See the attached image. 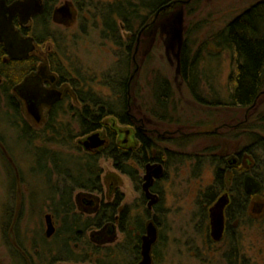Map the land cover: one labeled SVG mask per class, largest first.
Here are the masks:
<instances>
[{"label":"rangeland","instance_id":"rangeland-1","mask_svg":"<svg viewBox=\"0 0 264 264\" xmlns=\"http://www.w3.org/2000/svg\"><path fill=\"white\" fill-rule=\"evenodd\" d=\"M257 1L172 0L165 4L169 7L157 16L156 12L153 13L148 26L137 35L138 44L129 77L131 112L137 125L154 139L157 150L169 149L182 155L163 169V180L159 185L164 195L160 205L163 214L156 213L159 197L149 189L154 180L147 185L148 172L155 165L140 169L142 181L138 183L139 191L127 176L114 168L110 159L101 158L99 165L102 168L103 199L106 200L109 193L114 194L117 190L124 194L123 205H127L132 218H139L144 230L149 221L155 223V217L158 218L160 225L158 242L154 245V264H229L228 259L234 264H264V210L253 211L251 217L248 215L250 219L247 216L243 223L241 221L234 227L236 253L231 258L229 254L227 258V242H209L208 222L202 220L199 204L196 203L199 198L203 200L201 194L213 183V170L218 158L226 162L235 159V164L228 165L235 168L242 165L263 175H247L245 187L251 196L259 194L264 198L261 186L264 154L260 145L255 143L260 138L264 140V121L260 120L264 115V90L251 106L229 105L231 55L217 47L214 41L216 34L229 21ZM55 2V14L49 25V30L55 32L52 35L54 41L38 42L36 67L46 66L48 79H54L50 86L57 90L60 97L57 115L52 122L54 128L71 134L77 130V125L69 107L81 106L73 85L114 100L104 82L107 77L116 75L119 48L102 36L104 14L101 10L107 4L128 5V2L135 3L137 0ZM62 8H66L65 14L59 12ZM116 24L124 40L131 36L117 20ZM35 33L41 38V32ZM186 38L192 54L200 53L199 95L203 102L192 96L182 77L180 48ZM52 60L58 62L57 71L50 62ZM0 70L3 74L0 85V264H47L51 253L46 251L45 243L41 245L43 251L41 247L37 256L31 246L42 236L45 237L44 216L51 212L49 187L56 184L57 175L51 171L50 162L45 167V161H37V152L44 150L49 157L62 154L74 158L81 154L78 147L84 151L78 143V139L84 137H77L63 145L52 142L51 128L46 125L48 108L43 109L41 121L36 122L13 91L20 81L18 79L23 77L22 69H17L18 74L10 77L13 86L6 76V69L0 66ZM161 77L168 79L174 91L169 106L172 114L164 119L150 113V109L155 108L151 87ZM63 78L68 81H63ZM11 96L14 102H11ZM119 126L128 129L124 125ZM115 131L116 141L121 147H133L136 140L133 128L131 135ZM100 132L102 138L109 140L105 130ZM255 135H258L257 139ZM248 146L249 151H243L242 157L236 155ZM257 165L260 167L256 168ZM82 198L99 202L101 196L80 190L74 193L76 211L82 212L85 217L93 216L96 211L84 205ZM102 234L103 231L90 230L79 240L78 251L85 249L84 238L103 249L99 256L90 258V264H95L97 258H105V253L111 251L109 248H114L122 240L119 230L100 240ZM98 237L99 240H96ZM15 245L31 251L35 261L30 262L28 258L22 262V257L19 258L22 252L16 251ZM113 256L117 257L116 254ZM40 259L43 261L40 262ZM131 262L129 255L119 257V264Z\"/></svg>","mask_w":264,"mask_h":264},{"label":"trees","instance_id":"trees-1","mask_svg":"<svg viewBox=\"0 0 264 264\" xmlns=\"http://www.w3.org/2000/svg\"><path fill=\"white\" fill-rule=\"evenodd\" d=\"M171 1L137 0L135 3L128 2V5L115 2L107 4L106 7L104 6L101 10V13L104 14L102 36L111 40L119 48L115 68L116 75L107 77L104 82L110 88L114 100L103 98L91 89L83 90L81 87L73 85L81 106L69 107L72 119L77 125V130L71 134H68L69 132L64 134L63 131L54 128V124H52L57 115L56 110L59 102L51 108V114L46 125L47 128H51V141L57 143V145L67 144L77 137H82L101 129H105L109 137V144L100 153H87L82 151L80 147H78V151L81 154L74 158L62 154L49 157L44 150L37 152V161L40 163L45 161V167L46 163L50 162L51 171L57 175L56 184H51L49 187L52 195L50 210L61 223L69 225L68 228L60 231L59 238L65 241H79L91 227H100L106 222H113L118 214L116 210L119 207V194L114 199V203L110 206L108 205L106 211L103 209L94 217H84L82 214L75 212L74 209L72 196L77 190L92 193L102 192V169L99 165L101 158L110 159L114 168L128 176L139 191L138 183L140 182V177L138 168H143L148 163L162 162L164 157H166L165 154L170 152L168 150L165 151V149L157 150L154 139L146 132L140 130L135 133L136 138L140 142V146L137 149L132 150L131 148L119 146L116 141V132L112 129L111 122L114 119L119 125L133 127L136 125L132 120L133 114L129 104V77L131 76L133 56L138 44L137 35L148 26L151 15ZM116 20L125 31L131 34L126 40L122 38ZM50 33H42L41 38L36 33L34 35L38 42L43 44L47 41H54V36L52 35L55 32ZM214 41L217 47L227 50L231 55L232 69L228 77V104L243 108L253 105L264 90V0L255 2L229 21L216 34ZM1 54L3 55V53ZM200 60V53L192 54L188 38H186L180 48L179 62L182 77L187 83L192 96L199 102H203L199 95ZM54 61L50 62L56 66L54 70L57 71L59 69V66H57L58 62L57 60ZM22 64L23 62L14 61L10 62V64H5L0 61V66L6 69V76H8L7 78H9L12 86L14 83L10 77L18 74L17 69H21L23 67ZM61 75L64 77V74ZM63 81L68 80L63 78ZM151 89L155 108H151L150 113L159 119H164L167 115L171 116L172 113L169 111V106L174 96L171 83L167 78L161 77L160 80H155ZM10 100L14 102L12 96ZM172 111H175V107H172ZM260 120L264 121V115H262ZM255 137L257 139L258 135H255ZM255 143L260 145L264 154V140L260 138ZM249 148L248 146L243 148V150L247 151ZM174 154L172 152V159L176 157ZM259 167L257 165L256 168ZM256 171V169H252L251 174L254 177H263ZM236 176L238 177V174ZM219 183L220 187L224 186L222 180H219ZM261 186L264 191V178ZM163 199V193L159 194L156 206L158 215L162 213L160 205ZM127 208V206H124L123 209L121 208L122 213L119 214V232L122 234V240L116 243L114 248H109L111 251L107 254L105 253L106 259L97 258L94 261L95 264H119V257L125 254L132 259L131 263L126 264H135L139 259L141 235L144 234V227L138 217H131ZM155 219L157 220L158 218L155 217ZM157 221L159 222V220ZM87 240L88 238H84L83 241L86 242L83 250L85 253H79L77 257L86 259L88 251L92 254L90 257L99 256L103 250L102 247L100 248ZM113 254H116L117 257H114ZM153 254L156 260V246L153 248Z\"/></svg>","mask_w":264,"mask_h":264},{"label":"flooded vegetation","instance_id":"flooded-vegetation-1","mask_svg":"<svg viewBox=\"0 0 264 264\" xmlns=\"http://www.w3.org/2000/svg\"><path fill=\"white\" fill-rule=\"evenodd\" d=\"M23 1L24 0H5V5H6V7H12L13 5H18V4L22 3ZM37 1H38L39 5H42V10L40 12L35 13L33 15H30V17L27 19L25 17V13H23V11H21V13L20 12L16 13L12 19L15 30H17L22 37H30L33 39L34 47L28 53V55L26 57H24L23 59L11 60L5 51L3 43H0V61H2V63L10 64V62H12V61L23 62V64H22L23 67H21L22 72H23V75H21V76H23V77H21V79H19L20 81H18L15 84V86L13 87V91L15 94H17L16 93L17 91H15V88L27 77H38L42 87L45 90L57 92V90L55 88H52L50 86L51 82L54 79H52V81H51V79H48L46 66L40 65V66L36 67L37 66L36 63L38 62V59H37L38 55H37L36 49H37V45L39 43H38V39L35 38V35H34L35 32H41V33L53 32L52 30H49L50 29L49 25L51 23V19L54 17V14H55L54 4H56V2H55V0H37ZM59 12H61V14H65L66 8L60 9ZM8 14H9V12L6 11L7 16H8ZM144 29H142L140 32H142ZM137 42H138V38H137ZM1 53H3V55ZM2 75L3 74L0 70V85L2 84ZM16 96L24 102L27 113L36 122L41 121L43 109L48 108V115H50L51 114V108L57 102L60 101L59 100L60 97H58L57 99H55L50 104H46V103L40 104V106L38 107L37 118H35L34 116H32L28 112L27 101L23 97H21L19 94H17ZM132 120H133V122H135L134 116H133ZM135 124H136L135 127L126 126L128 129L124 130V129H121L119 124L113 119V121L111 122V127L114 131L117 130V133H125L126 135H131L132 128L135 130V133L138 130L143 131L137 125L136 122H135ZM101 130H105V129H101ZM101 130L92 132L88 135L83 136L84 138L78 139V143L83 147V149H84V146L82 145V142L85 141L89 136H91L95 133L99 134L100 138L105 140V144L103 146H101L97 149H93L91 151H87L84 149V152L100 153L101 151H103V149L106 148V146L109 144V140L101 137V132H100ZM116 139H117V136H116ZM135 139H136L135 141L138 142L139 145L136 144V142L134 141V144H132V146H133L132 148H131V146H129V147L123 146V148H131L132 150L137 149L140 146V142L136 138V136H135ZM125 141L128 142L127 140H125ZM166 150H168L170 152L168 154H165L166 157H164V161L155 162V163H148V164L144 165V167H143V168H145V167L150 166V165H155L148 172L147 185L151 184V182L154 180L153 185L149 189H150L151 193H153V195H155L157 197H159V194L163 193L162 189L159 187V185H161L160 182H162V180H163V175H164L163 169H165L167 167L168 163H170L172 161H177L178 159L181 158L180 156H182L181 154H177L176 152H173L169 149H165V151ZM243 151L245 152L246 150L242 149L241 151L237 152L236 155L238 157H242ZM248 151L249 150H247V152ZM172 152L175 153L174 155H176V157L174 159L171 158ZM177 157H178V159H177ZM236 162H237V160H235V159L229 160L228 162H226V161H224V159L218 158L216 163H215L214 170H213V183H212V185L208 186L206 188V190L203 192V194H201V197L203 198V200H201L199 198V200L196 201V203L199 204V209H200L199 215L202 217L203 221L208 222V240H209V242H212V241L214 243L227 242V244L229 246V252L226 254L227 258H228L229 254H230V258H231L234 255L233 253H236L235 239L233 237L234 227L239 225L241 223V221L243 223V219L246 218L248 215L251 217L253 211L257 212L260 210H264V198L259 194H255L254 196H251L250 192L245 187L246 186L245 185L246 176L252 175L251 174L252 168H246V167H243L242 165L241 166L239 165V168L238 167L235 168V167H231L228 165V164L231 165L233 163L235 164ZM158 166L161 167V174L159 176H155L153 172L155 171V169ZM140 169H142V168H138V171H140ZM237 174H238V177L236 176ZM101 177H102V175H101ZM139 177H140V173H139ZM219 180L223 181L224 186L220 187ZM141 181H142V178L140 177V184H141ZM101 182H102V179H101ZM142 191L144 192L143 189H142ZM89 193H92V192H89ZM95 194L101 196V199L99 200V202L97 200H94L91 198H82V203L84 205L89 206V207H91V209H94L96 211L93 216H86L89 218L96 216L103 209H105V211H106L108 208V205L110 206L111 204H113L115 201L114 199L118 197V194L120 195V197L118 198L119 207L116 210V212H118V214L115 217V220L113 222H106L100 227H91V229L88 230V231H90V230L103 231L102 236H100V240H101V239H104L105 236L113 235L116 230H120V222H119L120 216H119V214L122 213V209L125 206V205H123L124 194H122L120 191L117 190L116 192H114V194L109 193L108 198H107L108 200L107 199L105 200V199H103V184H102V192L101 193H95ZM89 195H91V194H89ZM73 197H74V194L72 196V202L74 204L75 212L83 215L82 212L76 211L75 202H74ZM222 197H224V206L222 209V232H221L220 237L218 239H215L214 231H213V219H214L215 215L217 214L216 213L214 215L216 205L219 204L220 199ZM128 210L129 209L127 208V211ZM235 213H236V215H235ZM47 214H50L52 216V221H53V225H54V234L51 236L52 239H49L45 236V232H44L45 237L42 236V239H39V241H36V244H32V246H31L32 252H34L37 256L38 253L40 252L41 247H42L41 245L43 243H45L44 247L46 246V251H49V253H51L50 260L46 262L47 264H90L89 263L91 261L90 256L92 255L90 251H88V255H86V259H83L82 257H77V254H79V253H85L82 250L80 251V249L78 251L79 243H81V242L76 243V241H72V240L65 241L64 239L59 238L60 231L63 229L65 230L66 228H68L69 225L61 223L59 219L56 220V217L54 216V214L52 212L47 213ZM249 216H248V218H249ZM44 220H45V216H44ZM154 220H155L154 224L157 227V233H158V225H160V223L156 219H154ZM145 228H146V226H145ZM144 232H145V230H144ZM158 236H159V234H158ZM96 240H99V237ZM157 242H158V238H157L156 243ZM72 243H73V245H72ZM140 245H141V243H140ZM153 248H154V246H153ZM15 250L16 251L19 250L20 252H22V254H19V258L22 257V259H21L22 262L27 261L28 258H30V262L35 261L31 251L27 252V251L23 250V247H21L19 245H15ZM140 250H141V247H140ZM42 251H43V247H42ZM16 256H18V255H16ZM39 256H40V254H39ZM93 258H96V256L95 257L93 256ZM152 259H153V264H154L155 261H154L153 249H152ZM140 260H141V255H140L139 259L137 260V262H139ZM234 260H235V257H234ZM42 261L43 260L40 259V262H42ZM228 263L234 264V263H232L231 259L230 260L228 259Z\"/></svg>","mask_w":264,"mask_h":264},{"label":"water","instance_id":"water-1","mask_svg":"<svg viewBox=\"0 0 264 264\" xmlns=\"http://www.w3.org/2000/svg\"><path fill=\"white\" fill-rule=\"evenodd\" d=\"M0 1V43H3L5 51L11 60L23 59L34 47L33 39L30 37H22L20 33L15 30L12 19L16 13H21V11L25 13V17L28 19L30 15L40 12L42 10V5H39L37 0H24L18 5L6 7L5 0ZM167 7H169V5L161 7L156 12V16ZM6 11L9 12L8 16L6 15ZM140 34L141 32L139 35ZM15 91L27 101L28 112L35 118H37L40 104H50L59 96L56 91L45 90L38 77H27L15 88ZM104 144L105 140L101 139L97 133L89 136L82 142L84 149L87 151L97 149ZM153 173L155 176H159L161 174V167L158 166ZM223 206L224 197L220 199L219 204L216 205L215 208L214 215L217 213L213 219L215 239H218L222 232ZM45 225V236L50 238L54 234V225L50 214L45 215ZM157 238V227L153 221H149L146 224L145 234L141 237V260L137 264H153L152 249Z\"/></svg>","mask_w":264,"mask_h":264}]
</instances>
